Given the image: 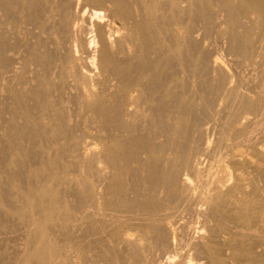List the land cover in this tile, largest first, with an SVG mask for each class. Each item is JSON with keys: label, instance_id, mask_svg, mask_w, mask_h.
I'll list each match as a JSON object with an SVG mask.
<instances>
[{"label": "bare ground", "instance_id": "obj_1", "mask_svg": "<svg viewBox=\"0 0 264 264\" xmlns=\"http://www.w3.org/2000/svg\"><path fill=\"white\" fill-rule=\"evenodd\" d=\"M9 105L16 147L60 148L46 173L25 146L5 162L35 198L11 188L34 202L12 211L23 263L64 260L46 223L108 264H264V0H0V120Z\"/></svg>", "mask_w": 264, "mask_h": 264}, {"label": "rangeland", "instance_id": "obj_2", "mask_svg": "<svg viewBox=\"0 0 264 264\" xmlns=\"http://www.w3.org/2000/svg\"><path fill=\"white\" fill-rule=\"evenodd\" d=\"M208 35V34H207ZM206 35V38H212L213 37V35H214V37L215 38H217V40H218V36L216 35V33H212V36H211V34H209L208 36ZM213 37V38H214ZM214 40H216V39H209V41H208V39L206 40V41H208L207 43H210V42H213ZM219 41V40H218ZM221 44V45H220ZM227 43L226 42H223V41H219L218 43L216 42L215 44H213V46L210 48V52H211V54H212V52H214V54L216 55V53H222L223 55L225 54V46H227L226 45ZM222 45H223V48H222ZM225 47V48H224ZM223 49V50H222ZM213 54V55H214ZM218 56V58H219V55H217ZM216 57H214V59H215ZM222 59H221V57L219 58V61H221ZM7 106V105H6ZM5 106V107H6ZM10 106L11 105H9L8 107H9V109H8V107L7 108H4L3 107V111H4V109L7 111L5 114H4V119H1L0 121V141L2 142H0V191H1V188H3V190H7V191H3V192H6V193H2V195L0 194V264H22L23 263V261H22V256H23V252H25L26 250V247L24 246V247H21L18 243L21 241V240H23V239H30V235H32V234H29V229H27L26 228V226L21 222V220L18 218V217H16V214H14V213H16V211H17V213L21 210V211H23V212H26V211H30V213H31V215L34 213V211L35 210H32V209H34L33 207H32V205H31V207H29L30 205L29 204H32V203H34L33 201H35V198L34 197H31V196H29V193H27V190L25 191V189H27L28 188V186H29V183L27 182V180H26V182L28 183V184H25L26 182L22 179V178H18V179H16V181L15 182H17L18 184H19V186H21V188H22V190L20 189V187L18 188V185L17 186H15L14 184L13 185H11V187H7V185H5V177H6V174H7V172H8V166H5L6 165V163L10 160V162L12 161V163H14V165L16 164L15 162L19 159V157H21L22 158V156H21V154L20 153H18L19 151H20V149H23V147H24V149H26V150H23V152H26L27 151V148H29L31 145L30 144H28L29 143V140H28V137H27V135L26 134H28L27 133V130H26V133H25V131H23L24 130V128L23 129H21L23 132H24V134H23V132H21V135H24V137L23 136H21L20 137V139H19V141H18V143H19V145H17V147L18 146H23L22 148H17L16 146H15V144L14 143H16L13 139L12 140H10L8 137H12V136H9L8 135V133H10V132H12V134H10V135H13V132L14 131H17L18 129H12L10 132H8L7 130H6V128L8 127L7 126V124H8V121H9V119L8 120H5V119H7V117L9 118V115H7V113H9V110H10ZM12 107V106H11ZM1 108V107H0ZM247 117V116H246ZM249 117V116H248ZM250 118V117H249ZM249 118L247 119H245L246 121L247 120H249ZM4 120V121H3ZM5 122H7V124L5 123ZM6 124V126H4ZM1 125H3V126H1ZM9 125V124H8ZM2 127V128H1ZM3 127H5V128H3ZM2 130L4 131V132H2ZM20 130V129H19ZM7 131V132H6ZM77 131V130H76ZM75 131V134H74V132L73 133H71L70 134V136L72 135V137H73V135H75L74 137H77L80 133L82 134V132L81 131H79L78 130V132H80V133H77ZM19 132V131H18ZM15 133V132H14ZM76 133L78 134L77 136H76ZM5 134V135H4ZM80 134V135H81ZM6 135H8V136H6ZM78 136V138L80 139L79 140V142L80 143H85V140L83 141L82 139H84V137H81V136ZM82 139H81V138ZM2 138V139H1ZM4 138V139H3ZM12 138H14V137H12ZM78 138H77V140H78ZM24 140V141H23ZM90 141L91 140V137L90 138H87L86 139V141ZM83 141V142H82ZM6 142V143H5ZM10 142V143H9ZM20 142H22V143H20ZM26 142V143H25ZM43 141L41 140V142H40V145L41 144H43L42 145V147H40V148H42L41 149V151L43 152V146H44V144L45 145H47L45 142H43ZM84 143H83V146H84ZM14 144V145H13ZM28 144V145H27ZM86 144V143H85ZM12 145V146H11ZM51 145L53 146V147H55V146H57V145H55L54 146V144H48L47 146H49L50 147V151L47 149V151H46V148H49V147H47V146H45L46 148H44L45 149V151L47 152H43L42 154L43 155H40V153H39V155H37L36 153H35V156H34V153H32V151H31V149H32V147H31V149L29 148V152L30 153H32V156H34V157H32L31 159H28V167H32L33 168V170H37V168H39V166L41 167V165L43 166V167H41V168H43L44 170H43V172H45V169H46V172H47V169L48 168H46L45 167V163H44V165H43V162H44V159L43 158H46L47 156H49L50 154V156L54 159L55 157H58V154H60L59 152V146L58 147H56V148H53V147H51ZM100 146V145H99ZM99 146H96L95 148L96 149H101V148H99ZM2 147V148H1ZM13 147V148H12ZM19 149L18 151H17V149ZM85 148H87V147H85ZM55 150V152H54V150ZM22 151V150H21ZM20 151V152H21ZM52 151V152H51ZM59 151V152H58ZM81 152H82V149L80 150ZM80 151H76L75 153L73 152V151H68V152H71L70 154L72 155L73 154V156H74V160H76V159H78L79 157L81 158V155L82 156H87V153H86V155H84L85 154V152L84 151H87L86 149H84V151L81 153ZM255 152H257L256 150H254ZM15 152V153H14ZM28 151L26 152L27 154L29 153ZM51 152V153H50ZM65 151H63V153H64ZM67 152V151H66ZM64 153V155L66 156L67 154H69V153ZM78 152V153H77ZM29 153V154H30ZM49 153V155H47V156H45L44 157V155H46V154H48ZM58 153V154H57ZM62 153V154H63ZM79 153H81V155L79 154ZM18 154H20V155H18ZM54 154V155H53ZM55 154L57 155V156H55ZM70 154H69V156H67V157H63L62 155H61V157H63L62 159H64L63 161H67L68 163L70 162L71 163V160L70 159H72V157L73 156H70ZM77 154H79V156L77 155ZM15 155V156H14ZM76 155V156H75ZM43 158H42V157ZM14 159H13V158ZM16 157H17V160H16ZM51 157H48V158H51ZM78 157V158H77ZM20 158V159H21ZM69 158V159H68ZM19 159V160H20ZM8 160V161H7ZM14 160H16V161H14ZM41 160H43V162L41 161ZM54 160H56V159H54ZM73 160V159H72ZM73 160V161H74ZM7 161V162H6ZM46 161V160H45ZM62 161V162H63ZM72 161V162H73ZM6 162V163H5ZM41 162V164H39ZM66 162V163H67ZM48 163V162H47ZM17 164H19L18 162H17ZM16 164V165H17ZM47 165V164H46ZM60 165V164H59ZM61 165H62V167L64 166L65 168H66V164H65V162H64V165H63V163H61ZM60 165V166H61ZM17 166H19V165H17ZM60 166H59V168H60ZM69 166V167H68ZM67 166V168H68V171H70V170H72L75 174H76V171L78 170V169H76V167H74L73 166V164L72 165H68ZM70 166H72V168L75 170H73V169H70L71 167ZM12 167V166H11ZM16 167V166H15ZM14 166H13V168H15ZM36 167V168H35ZM45 167V168H44ZM61 167V168H62ZM12 168V169H13ZM31 168V169H32ZM41 168H39L40 170H41ZM67 168H66V172H67V178L68 177H70V178H72V177H74L75 176V174L73 175V174H71V172L72 171H70V174H68V171H67ZM78 168V167H77ZM62 169H64V168H62ZM15 170H17L18 171V168H15ZM48 171H49V169H48ZM80 171H82L81 169H80ZM45 172V173H46ZM72 172V173H73ZM83 172V171H82ZM56 173V172H55ZM59 173V171L56 173V174H58ZM78 173V172H77ZM59 176H61L60 175V173L58 174ZM70 175V176H69ZM73 175V176H72ZM5 176V177H4ZM57 176H55V175H52L51 177H50V179L51 178H53V179H55ZM63 177H65V176H63ZM42 179H44V181L42 182V183H45V185H50V182L52 181V180H50V179H47V180H50V181H47L46 179H45V177L43 178V177H41ZM66 178V177H65ZM65 178H63V179H65ZM66 178V179H67ZM2 179V180H1ZM3 179H4V181H3ZM57 179H58V177H57ZM69 179V178H68ZM231 181L233 180V178L232 179H230ZM48 183H47V182ZM54 181V180H53ZM2 182V183H1ZM14 182V183H15ZM40 182H41V180H40ZM55 182V181H54ZM4 183V184H3ZM47 183V184H46ZM258 183V185L260 186V188H261V186H263L262 184L263 183H261L260 181H258L257 182ZM12 184V183H11ZM53 184V183H52ZM1 185H2V187H1ZM10 185V184H9ZM27 186V187H26ZM54 186H55V188L57 187L55 184L52 186V189L54 188ZM13 187V188H12ZM20 189V191H22L23 193L24 192H26L27 194H28V196L30 197V199H32V200H30V202H28L27 203V205L26 204H24V203H20V202H18V194L17 193H19L20 191H18V192H16L17 190H13L12 191V189ZM48 187H50V186H48ZM5 188V189H4ZM12 188V189H11ZM25 188V189H24ZM10 189V190H9ZM61 187H60V192H59V190H58V187H57V189H55V191L54 192H57L58 194H60L59 196H60V202H62V203H60V205L61 204H66L67 205V207H68V205H70V203H72L73 202V200H74V198L73 197H71L70 195H71V193L69 192V193H67L68 192V190L66 189V191L65 190H63L64 191V193H63V191H61ZM54 190V189H53ZM14 192V193H13ZM15 192H16V194H15ZM21 192V193H22ZM66 192V193H65ZM62 193V194H61ZM20 194V193H19ZM64 194H66V196L64 195ZM69 194V195H68ZM26 195V194H25ZM64 195V196H63ZM27 195H26V197H28ZM63 196V197H62ZM29 197H28V199H27V201L29 200ZM62 198V199H61ZM64 198V199H63ZM264 198V197H263ZM17 199V200H16ZM68 203H66V202ZM64 202V203H63ZM23 204V205H22ZM62 205V206H66V205ZM24 205H25V207L26 208H24L23 209V207H24ZM29 205V206H28ZM22 207V208H21ZM67 207H65V208H67ZM20 208V209H19ZM27 208H30V210H28ZM62 208V207H61ZM19 210V211H18ZM12 211H15L13 214L15 215H13L12 214ZM20 211V212H21ZM19 212V213H20ZM29 212L27 213L28 215L30 214ZM20 214H24V213H20ZM26 214V215H27ZM70 221V220H69ZM43 224V223H42ZM42 224H41V226L40 227H42L45 231H43V232H45V233H43V235L44 234H48V235H50V236H48L49 238H50V240H49V242L51 243L52 241L54 242H52L53 244H55L56 243V245H58V246H61L62 244H66L65 246H66V248H63V247H65L64 245L63 246H61L62 247V249H64V250H62L61 252H67V254L69 253L70 254V256H71V254L72 253H74V252H76L75 251V247L73 248V250L71 249L72 248V244H73V241L71 240V236L72 235H70L71 234V232H69L70 234H68V232L66 233V234H68V235H66V234H64V233H62L61 231H54L53 230V228H51V226L49 225V224H46V223H44L43 224V226H42ZM46 224V225H45ZM36 225L38 226V224L36 223ZM45 225V226H44ZM42 228H41V230H42ZM41 234H42V231H41ZM70 239V240H69ZM70 241H72V243L70 242ZM71 244H70V243ZM71 245V248H70V245ZM18 246H20V247H18ZM28 248V247H27ZM71 249L72 251H74V252H72L71 250H69V249ZM65 249H66V251H65ZM68 250H69V252H68ZM63 252V254H60V255H62V257L61 256H59V257H57V258H55V260L56 259H58V258H63L64 260H65V263H63V264H108L107 263V260H106V258H105V260H104V258L102 257V256H100V257H102V258H100V257H96V256H98L97 254H96V256H94L93 257V255L92 254H95L94 252L93 253H86V252H83V254H81V255H83V256H80V255H78L79 253H74V255L73 256H69V254H68V256H66L67 258H69V260L67 261L64 257V253ZM70 252H72V253H70ZM76 254V255H75ZM86 254V255H85ZM87 255H88V257H87ZM89 255H90V257H89ZM108 255V254H107ZM85 256V257H84ZM81 257H83V258H81ZM87 257V258H86ZM109 257V256H108ZM86 258V259H85ZM60 259H59V261H60ZM64 260H62L61 259V262H58V261H56L58 264L60 263H62V262H64ZM92 260V262L90 263V261ZM51 263H53L54 262V260H52V258H51V260H49ZM147 261H149L148 259H147ZM145 262V264H158L157 262H153V261H150V262ZM67 262V263H66ZM122 262V261H121ZM25 264H27L28 262H24ZM23 263V264H24ZM55 263V262H54ZM120 263V261L117 263V264H119ZM124 263V262H123ZM144 263V262H143ZM28 264H32V263H28ZM109 264H110V262H109ZM114 264V263H113ZM120 264H122V263H120ZM161 264H164V263H161Z\"/></svg>", "mask_w": 264, "mask_h": 264}]
</instances>
